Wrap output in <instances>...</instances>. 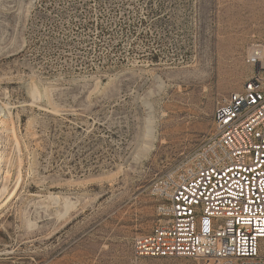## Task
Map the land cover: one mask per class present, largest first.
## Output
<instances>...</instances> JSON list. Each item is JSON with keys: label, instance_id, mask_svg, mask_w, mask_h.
Listing matches in <instances>:
<instances>
[{"label": "rangeland", "instance_id": "1", "mask_svg": "<svg viewBox=\"0 0 264 264\" xmlns=\"http://www.w3.org/2000/svg\"><path fill=\"white\" fill-rule=\"evenodd\" d=\"M256 46L264 0H0V264H200L133 241Z\"/></svg>", "mask_w": 264, "mask_h": 264}, {"label": "built area", "instance_id": "2", "mask_svg": "<svg viewBox=\"0 0 264 264\" xmlns=\"http://www.w3.org/2000/svg\"><path fill=\"white\" fill-rule=\"evenodd\" d=\"M243 88L217 100L208 138L153 184L158 221L136 237V257L200 264H264L262 49Z\"/></svg>", "mask_w": 264, "mask_h": 264}, {"label": "bare ground", "instance_id": "3", "mask_svg": "<svg viewBox=\"0 0 264 264\" xmlns=\"http://www.w3.org/2000/svg\"><path fill=\"white\" fill-rule=\"evenodd\" d=\"M262 58H263V50H262ZM261 64H262V62H261ZM263 68V67H262ZM30 90V92H31V94H32V96L34 97V98H36L37 97V95H38V93H39V90H38V87L36 86V85H31L30 86V88H29ZM42 95V94H41ZM2 115V114H1ZM5 119V118H4ZM3 121V120H2ZM1 123H3V122H1V120H0V124ZM2 125V124H1ZM0 125V126H1ZM146 132H147V137L150 139V146L148 147V148H150L152 145H151V143L154 141V139L156 138V124H155V121H154V119H149L148 120V126H147V130H146ZM146 137V138H147ZM147 138V139H148ZM148 148H147V150H148ZM3 153L4 152H2L1 154H0V160H2L3 159ZM9 172V171H8ZM14 193H15V191L13 192V194L12 195H14ZM8 194H9V185H8V176L6 177V180H5V183H4V185H3V187L1 188V190H0V209L3 207V206H5V204H7V202L11 199L10 197H7L8 196ZM49 198L50 199H52V200H56V201H59V199H61L60 198V196L59 195H50L49 196ZM6 199V200H5ZM64 201H66V208H67V210H68V207H71V205H72V201L70 202V200H69V198H66V200H64ZM31 223V222H30Z\"/></svg>", "mask_w": 264, "mask_h": 264}]
</instances>
